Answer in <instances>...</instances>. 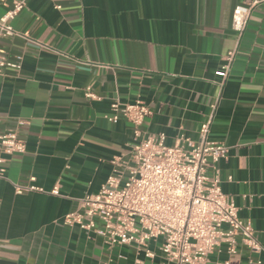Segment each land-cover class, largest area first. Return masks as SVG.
<instances>
[{
  "label": "crops",
  "instance_id": "obj_1",
  "mask_svg": "<svg viewBox=\"0 0 264 264\" xmlns=\"http://www.w3.org/2000/svg\"><path fill=\"white\" fill-rule=\"evenodd\" d=\"M14 1L24 2L9 22L19 35L0 50L22 62L0 75V134L15 131L25 153L3 156L0 264H173L161 239L145 258L64 223L99 191L113 159L130 161L131 125L105 116L113 102L137 101L149 111L142 132L163 134L167 146L196 141L216 103L208 140L228 148L215 166L220 189L262 251L237 237L235 254L221 244L206 264L264 262V0L225 80L216 72L236 47L232 12L253 0H0V18ZM87 87L97 99L85 97ZM14 184L43 192L16 194Z\"/></svg>",
  "mask_w": 264,
  "mask_h": 264
},
{
  "label": "built area",
  "instance_id": "obj_2",
  "mask_svg": "<svg viewBox=\"0 0 264 264\" xmlns=\"http://www.w3.org/2000/svg\"><path fill=\"white\" fill-rule=\"evenodd\" d=\"M257 4L253 0L248 5H237L232 12L231 29L236 47L223 57V64L216 72L222 80L229 75L251 10ZM23 8V1H14L0 18V41L19 35L9 22ZM15 60L10 62L0 50V75L8 68L20 69L22 57ZM85 97L97 99L89 87L85 89ZM215 110L216 103L211 105L207 121L200 124L196 141L179 136L172 146H167L163 134L142 132L149 114L142 102L124 105L113 102L105 118L112 123L123 119L131 125L134 143L130 161L113 159L112 174L99 191L82 198V213L67 215L64 223L91 231L108 246H134L145 258L153 257L148 243L161 239L160 251L173 264H206L209 254L221 244L226 245L229 255L235 254L237 237L250 251L261 252L250 224L238 218L233 200L220 189L215 166L226 159L228 148L208 140ZM22 125L23 122L18 123L19 127ZM24 153L25 144L15 131L0 134V179L5 172L3 156ZM209 168L212 175H208ZM14 191L16 194L43 192L30 184H14ZM52 193L56 194V190Z\"/></svg>",
  "mask_w": 264,
  "mask_h": 264
}]
</instances>
